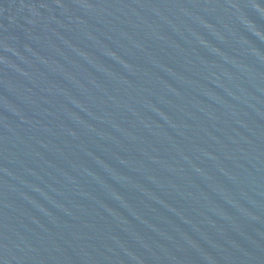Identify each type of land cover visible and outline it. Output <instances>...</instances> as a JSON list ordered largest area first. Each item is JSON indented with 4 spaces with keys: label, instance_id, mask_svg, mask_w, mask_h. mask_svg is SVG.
<instances>
[{
    "label": "water",
    "instance_id": "water-1",
    "mask_svg": "<svg viewBox=\"0 0 264 264\" xmlns=\"http://www.w3.org/2000/svg\"><path fill=\"white\" fill-rule=\"evenodd\" d=\"M0 264H264V0H0Z\"/></svg>",
    "mask_w": 264,
    "mask_h": 264
}]
</instances>
